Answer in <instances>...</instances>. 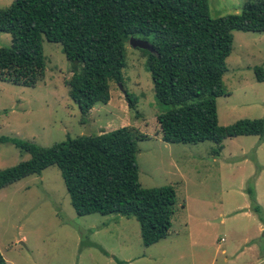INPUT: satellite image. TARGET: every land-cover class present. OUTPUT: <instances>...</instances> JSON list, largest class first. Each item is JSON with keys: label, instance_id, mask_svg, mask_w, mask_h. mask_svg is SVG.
Masks as SVG:
<instances>
[{"label": "rangeland", "instance_id": "obj_1", "mask_svg": "<svg viewBox=\"0 0 264 264\" xmlns=\"http://www.w3.org/2000/svg\"><path fill=\"white\" fill-rule=\"evenodd\" d=\"M13 0H0V9ZM244 0H207L211 18L238 13ZM139 38V37H136ZM10 36L0 32V46ZM43 78L34 86L0 80V135L39 146L96 135L127 126L146 136L136 142L141 187L172 185L175 202L167 235L144 246L133 217L77 215L56 166L45 167L0 188V254L3 264H260L264 261V221L252 210L247 188L264 209V134L240 135L215 143L161 140L155 115L166 106L153 95L145 55L124 43L122 88L136 97L130 108L115 82L109 100L95 104L80 122L64 81L76 69L61 45L42 38ZM264 32L232 31L222 75L225 92L215 98L217 122L264 117ZM78 68V67H77ZM0 142V169L26 159ZM220 218V220H218ZM127 258V260H126Z\"/></svg>", "mask_w": 264, "mask_h": 264}, {"label": "trees", "instance_id": "obj_2", "mask_svg": "<svg viewBox=\"0 0 264 264\" xmlns=\"http://www.w3.org/2000/svg\"><path fill=\"white\" fill-rule=\"evenodd\" d=\"M234 30L264 32V0H244L238 13L215 18L208 15L207 0H13L0 9V32L10 36L9 44L0 46V80L34 86L44 75L42 38L59 43L76 68L64 83L84 123L95 104L108 102L109 82H123L124 43L129 37L145 39L152 51H140L153 95L166 106L155 115L161 140H210L218 154L225 138L264 134V117L217 122L215 98L228 94L222 75ZM252 70L256 81L264 80L261 67ZM123 94L134 108L135 95ZM145 138L127 126L48 146L0 135L1 143L28 154L0 169V188L54 165L77 215L133 217L142 244L148 246L167 235L175 192L169 184L140 186L136 142ZM247 192L252 210L264 221L252 190Z\"/></svg>", "mask_w": 264, "mask_h": 264}, {"label": "water", "instance_id": "obj_3", "mask_svg": "<svg viewBox=\"0 0 264 264\" xmlns=\"http://www.w3.org/2000/svg\"><path fill=\"white\" fill-rule=\"evenodd\" d=\"M128 43L133 48L144 49V50H147L149 52L152 51L150 43L147 40H145V39L136 38V37H129L128 38ZM117 86L122 91V93H125V90L122 88L120 83H117ZM84 135H87V131L85 132ZM260 264H264V261H262Z\"/></svg>", "mask_w": 264, "mask_h": 264}, {"label": "crops", "instance_id": "obj_4", "mask_svg": "<svg viewBox=\"0 0 264 264\" xmlns=\"http://www.w3.org/2000/svg\"><path fill=\"white\" fill-rule=\"evenodd\" d=\"M159 136H160V134H159ZM263 214H264V209H263ZM218 220H220V218H218ZM126 260H127V258H126Z\"/></svg>", "mask_w": 264, "mask_h": 264}]
</instances>
